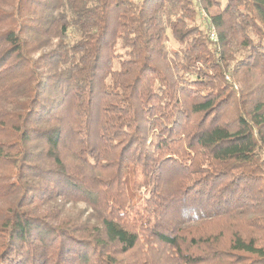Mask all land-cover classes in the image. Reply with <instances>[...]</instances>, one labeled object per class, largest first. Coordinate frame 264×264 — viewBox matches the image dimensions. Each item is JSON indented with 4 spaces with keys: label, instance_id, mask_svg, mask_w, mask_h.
Here are the masks:
<instances>
[{
    "label": "trees",
    "instance_id": "1",
    "mask_svg": "<svg viewBox=\"0 0 264 264\" xmlns=\"http://www.w3.org/2000/svg\"><path fill=\"white\" fill-rule=\"evenodd\" d=\"M0 264H264V0H0Z\"/></svg>",
    "mask_w": 264,
    "mask_h": 264
},
{
    "label": "rangeland",
    "instance_id": "2",
    "mask_svg": "<svg viewBox=\"0 0 264 264\" xmlns=\"http://www.w3.org/2000/svg\"><path fill=\"white\" fill-rule=\"evenodd\" d=\"M201 25H204L205 20L203 18H200L197 20ZM171 42H168L167 45H171ZM57 205H59L58 212L62 214L63 217H71L74 219H80L82 221L88 220L91 222L92 216H91V209L85 206L82 203L78 204H71V203H59L56 202ZM87 222V221H86Z\"/></svg>",
    "mask_w": 264,
    "mask_h": 264
},
{
    "label": "built area",
    "instance_id": "3",
    "mask_svg": "<svg viewBox=\"0 0 264 264\" xmlns=\"http://www.w3.org/2000/svg\"><path fill=\"white\" fill-rule=\"evenodd\" d=\"M210 37L211 39H215V33L212 31V29L210 30Z\"/></svg>",
    "mask_w": 264,
    "mask_h": 264
}]
</instances>
